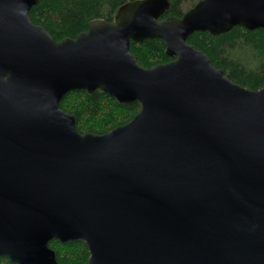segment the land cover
Returning <instances> with one entry per match:
<instances>
[{"label":"water","instance_id":"1","mask_svg":"<svg viewBox=\"0 0 264 264\" xmlns=\"http://www.w3.org/2000/svg\"><path fill=\"white\" fill-rule=\"evenodd\" d=\"M41 0H0V257L58 264H264V88L232 82L188 44L194 33L264 29V0H137L55 41L30 20ZM158 39L150 69L130 44ZM137 102L126 124L81 134L70 92Z\"/></svg>","mask_w":264,"mask_h":264},{"label":"trees","instance_id":"2","mask_svg":"<svg viewBox=\"0 0 264 264\" xmlns=\"http://www.w3.org/2000/svg\"><path fill=\"white\" fill-rule=\"evenodd\" d=\"M137 0H41L30 11L34 25L43 27L55 41L74 38L86 31L94 19L113 22L116 12L126 3ZM200 0H170V9L163 18H181ZM188 44L204 53L213 67L222 70L230 80L250 90L264 88V29L247 31L235 27L226 34L211 36L194 33ZM161 40H145L130 44V53L138 64L150 69L172 59L165 53ZM61 109L73 115L76 128L81 134H105L129 122L140 110L133 102L119 104L101 91L88 94L85 91L68 93L61 102ZM49 248L56 254L58 264H87L89 252L84 242L59 243L52 241ZM0 264H13L0 257Z\"/></svg>","mask_w":264,"mask_h":264}]
</instances>
